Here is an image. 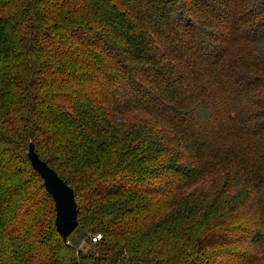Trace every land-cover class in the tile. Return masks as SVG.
I'll use <instances>...</instances> for the list:
<instances>
[{
	"label": "trees",
	"instance_id": "trees-1",
	"mask_svg": "<svg viewBox=\"0 0 264 264\" xmlns=\"http://www.w3.org/2000/svg\"><path fill=\"white\" fill-rule=\"evenodd\" d=\"M0 264H264V0H0Z\"/></svg>",
	"mask_w": 264,
	"mask_h": 264
},
{
	"label": "water",
	"instance_id": "water-1",
	"mask_svg": "<svg viewBox=\"0 0 264 264\" xmlns=\"http://www.w3.org/2000/svg\"><path fill=\"white\" fill-rule=\"evenodd\" d=\"M27 156L32 168L43 180L46 191L54 200L56 229L67 242L79 225L75 192L54 169L39 157L34 143H30Z\"/></svg>",
	"mask_w": 264,
	"mask_h": 264
},
{
	"label": "built area",
	"instance_id": "built-area-1",
	"mask_svg": "<svg viewBox=\"0 0 264 264\" xmlns=\"http://www.w3.org/2000/svg\"><path fill=\"white\" fill-rule=\"evenodd\" d=\"M101 239H102V235L101 234H97V235L93 236V238H92L93 242L100 241Z\"/></svg>",
	"mask_w": 264,
	"mask_h": 264
},
{
	"label": "rangeland",
	"instance_id": "rangeland-1",
	"mask_svg": "<svg viewBox=\"0 0 264 264\" xmlns=\"http://www.w3.org/2000/svg\"><path fill=\"white\" fill-rule=\"evenodd\" d=\"M79 235H80V233H79V231L77 230V231H76V234L73 236V238L78 239ZM89 235H90V234H89ZM89 235H87V237H88ZM82 239L85 240L86 238H82Z\"/></svg>",
	"mask_w": 264,
	"mask_h": 264
}]
</instances>
